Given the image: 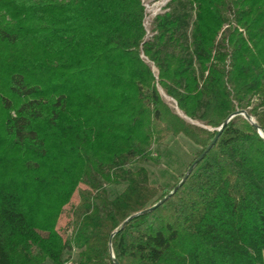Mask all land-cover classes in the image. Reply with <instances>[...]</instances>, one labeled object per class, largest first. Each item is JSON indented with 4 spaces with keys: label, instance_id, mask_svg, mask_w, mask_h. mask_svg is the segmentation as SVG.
<instances>
[{
    "label": "trees",
    "instance_id": "16d2710c",
    "mask_svg": "<svg viewBox=\"0 0 264 264\" xmlns=\"http://www.w3.org/2000/svg\"><path fill=\"white\" fill-rule=\"evenodd\" d=\"M145 18L141 0H0V264L67 246L78 264H264V139L241 116L120 230L231 114L264 132V0H168L149 35ZM178 136L198 150L152 186L140 165Z\"/></svg>",
    "mask_w": 264,
    "mask_h": 264
},
{
    "label": "rangeland",
    "instance_id": "374dc122",
    "mask_svg": "<svg viewBox=\"0 0 264 264\" xmlns=\"http://www.w3.org/2000/svg\"><path fill=\"white\" fill-rule=\"evenodd\" d=\"M141 2L146 12L144 26L147 31V35H149L152 19L155 15L164 10L168 0H141ZM225 28L226 26L222 28V31ZM220 34L221 32L219 33L218 38L220 37ZM152 71L155 72L153 68ZM158 90L160 89L158 88ZM161 97L163 102L173 112L176 114L179 113L176 109L175 103L171 99H165L163 97V93ZM197 150L198 148L182 136L168 137L160 144L151 147L150 154L153 161L145 162L140 165V167L147 170L149 183L152 186L165 188L174 184L178 177L185 172ZM136 168L137 166L133 167V169ZM105 188L108 196L112 198L124 190L125 184ZM84 190H87L86 186L80 184L78 186V191L74 193L69 204L63 208L62 214L57 222L56 231L65 242H68L70 239L76 219L77 208L80 202L78 192ZM62 262L63 264H78V251L67 246L63 253ZM45 264L51 263L46 262Z\"/></svg>",
    "mask_w": 264,
    "mask_h": 264
},
{
    "label": "water",
    "instance_id": "95a60500",
    "mask_svg": "<svg viewBox=\"0 0 264 264\" xmlns=\"http://www.w3.org/2000/svg\"><path fill=\"white\" fill-rule=\"evenodd\" d=\"M159 93L162 95V91L159 90ZM178 116H180L181 118H184L180 113H177ZM236 116H241L242 118H244L247 122H249L253 128L257 131V133L264 139V132L258 127V125L256 124L255 120L250 117L245 111H236L233 114H231L225 121L224 123L216 130V134L214 136V138L212 139V141L210 142V144L204 149V151L192 162V164L188 167V169L186 170V173L184 174L183 178L181 179V181L174 187V189L169 192L162 200H160L158 203H156L155 205H153L152 207L148 208L145 211H142L140 213H137L135 215H132L130 217H128L121 225L120 230L125 226V224L130 221L132 218L147 213V212H151L154 209H156L159 205H161L163 202H165L167 199H169L180 187L181 185L185 182V180L187 179V177L190 175V173L192 172L193 168L206 156V154L212 149V147L215 145V143L217 142L223 128L227 125V123L234 117ZM116 232H114L112 234V236L115 234ZM113 259V257H112ZM113 264H118L114 259H113Z\"/></svg>",
    "mask_w": 264,
    "mask_h": 264
},
{
    "label": "bare ground",
    "instance_id": "6f19581e",
    "mask_svg": "<svg viewBox=\"0 0 264 264\" xmlns=\"http://www.w3.org/2000/svg\"><path fill=\"white\" fill-rule=\"evenodd\" d=\"M163 97H164L165 99H168L165 95H163Z\"/></svg>",
    "mask_w": 264,
    "mask_h": 264
}]
</instances>
